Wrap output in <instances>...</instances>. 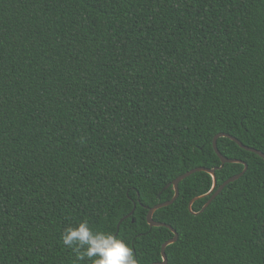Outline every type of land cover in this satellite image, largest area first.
Segmentation results:
<instances>
[{"label": "trees", "instance_id": "obj_1", "mask_svg": "<svg viewBox=\"0 0 264 264\" xmlns=\"http://www.w3.org/2000/svg\"><path fill=\"white\" fill-rule=\"evenodd\" d=\"M219 133L264 152V0H0V264H93L63 244L84 220L162 262L149 209L222 164ZM217 144L242 160L217 187L248 169L156 210L168 264H264V158Z\"/></svg>", "mask_w": 264, "mask_h": 264}, {"label": "clouds", "instance_id": "obj_2", "mask_svg": "<svg viewBox=\"0 0 264 264\" xmlns=\"http://www.w3.org/2000/svg\"><path fill=\"white\" fill-rule=\"evenodd\" d=\"M62 239L77 261L87 258L93 264H139L133 248L125 240L112 233L94 230L87 220L66 227Z\"/></svg>", "mask_w": 264, "mask_h": 264}, {"label": "water", "instance_id": "obj_3", "mask_svg": "<svg viewBox=\"0 0 264 264\" xmlns=\"http://www.w3.org/2000/svg\"><path fill=\"white\" fill-rule=\"evenodd\" d=\"M220 136H228V137H231L232 139L236 140L242 147H245L247 149H249L250 151H253V152H256L258 153L259 155H261L263 158H264V152L261 151V150H258L256 148H253V147H249V146H246L241 140H239L237 137L235 136H232L228 133H219L216 137H215V140H214V146H215V149L218 153V155L220 156L221 160H222V164L219 166V167H215V168H208V167H204V166H199V167H196L194 169H191L189 171H187L186 173L178 176L171 184H173V187L175 189V194L174 196L172 197V199L170 200H167V201H164V202H160L156 205H154L153 207H151L149 209V212H148V222L150 224L151 227H154V226H167L169 227L173 232H174V237H172L171 239H168L167 241H165L163 243V246H162V255H163V261L162 262H159V263H153V264H168V256H167V253H166V248L168 245L176 242L178 240V237H179V233L177 232V230L172 227V225H169L167 223H164V222H159V221H156L154 219V214L156 212L157 209L161 208V207H164V206H168L172 203L175 202V200L178 198L179 194H180V188H179V184L180 182L185 179L187 176L191 175L192 173H195L197 171H207L209 172L210 174H212L213 176V179H214V184H213V187L211 188V190L201 196H197L196 198H194L190 204H189V208L190 210L193 212V213H196L198 214L199 212H195L193 210V204L194 202L199 199V198H203L205 196H209V199L208 201L204 204V206L202 207V209L200 210L201 211H204L209 205L210 203L216 198V196L218 194H220V192L226 187V185H228L230 182H233L234 180L240 178L248 169V164L247 162H243L245 164V168L243 169V171L239 174H236L232 177H230L229 179H227L226 181H224L219 187H217V178H216V170L217 168H222L225 163L227 162H242V160H239V159H234V158H228L226 157L225 155H223L221 153V151L219 150L218 148V144H217V140ZM169 184V185H171ZM168 185V186H169ZM167 186V187H168ZM131 214V213H130ZM130 216V215H128ZM120 224L118 225V228H119Z\"/></svg>", "mask_w": 264, "mask_h": 264}]
</instances>
